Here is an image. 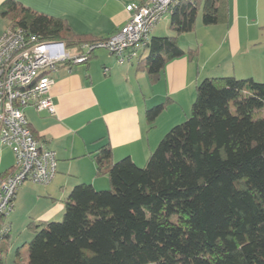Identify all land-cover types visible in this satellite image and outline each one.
<instances>
[{
    "label": "trees",
    "instance_id": "16d2710c",
    "mask_svg": "<svg viewBox=\"0 0 264 264\" xmlns=\"http://www.w3.org/2000/svg\"><path fill=\"white\" fill-rule=\"evenodd\" d=\"M200 10L203 24L222 23L228 0H175L174 34L152 36L137 61L152 83L169 61L197 55L178 36L194 30ZM2 15L69 47L98 40L16 0L4 1ZM170 103L167 98L146 110L151 128ZM93 156L108 187L77 183L64 199L61 221H32L26 264H264L263 81L202 79L190 115L166 132L143 166L130 156L114 160L109 143ZM9 238L3 216L0 264Z\"/></svg>",
    "mask_w": 264,
    "mask_h": 264
},
{
    "label": "crops",
    "instance_id": "0c3cea01",
    "mask_svg": "<svg viewBox=\"0 0 264 264\" xmlns=\"http://www.w3.org/2000/svg\"><path fill=\"white\" fill-rule=\"evenodd\" d=\"M4 1L0 0V17L6 23L0 25V35L11 26L2 15ZM16 1L37 13L65 19L77 35L102 39L128 22V4L149 0ZM239 8L238 0H228L227 19L219 24L205 25L197 18L194 30L178 36L179 44L184 49H197V55L169 61L156 83L137 68L144 50L121 62L108 50L98 49L86 63L58 67L51 89L55 113L26 109L27 116L33 112L28 119L36 138L54 149L58 160L56 176L39 193L47 199L38 201L47 204L34 217L36 221L53 220L60 213L63 204L56 197L59 191L68 194L80 182L96 186L103 180L107 184V176H97L93 156L104 143L111 145L114 160L130 156L138 165H145L166 132L190 115L196 86L205 77L238 76L240 67L248 70L242 76L264 82V44L260 41L264 29ZM159 23L151 37L167 35L158 33ZM166 27L171 30L170 20ZM167 98L171 103L151 128L146 110ZM14 165V153L0 142V176Z\"/></svg>",
    "mask_w": 264,
    "mask_h": 264
},
{
    "label": "built area",
    "instance_id": "2783aa9c",
    "mask_svg": "<svg viewBox=\"0 0 264 264\" xmlns=\"http://www.w3.org/2000/svg\"><path fill=\"white\" fill-rule=\"evenodd\" d=\"M175 0L130 3L128 22L107 38L75 47L59 39H43L20 26L0 35V142L15 155L12 172L0 176V219L15 207L17 191L26 181L48 185L57 174L54 149L38 140L27 108L54 114L51 89L61 65L86 63L98 49H106L123 62L145 50L153 28L170 14Z\"/></svg>",
    "mask_w": 264,
    "mask_h": 264
},
{
    "label": "rangeland",
    "instance_id": "374dc122",
    "mask_svg": "<svg viewBox=\"0 0 264 264\" xmlns=\"http://www.w3.org/2000/svg\"><path fill=\"white\" fill-rule=\"evenodd\" d=\"M240 5L241 14L247 15L251 18L250 21H258L259 26L264 29V0H238ZM258 14V17L254 18V15ZM169 14L164 16L159 23V32L158 33H169L172 34V31L167 28L166 25L169 22ZM254 18V19H253ZM202 22V10L198 14V23ZM6 21L0 17V25H3ZM261 30V29H260ZM259 30V31H260ZM156 33V30H155ZM261 43L264 44V35L261 34ZM244 71L248 72L246 68H238L237 78H246L242 76ZM245 72V73H246ZM35 114V113H34ZM33 116V112L28 113V118ZM15 156V155H14ZM16 161V160H15ZM104 177V176H102ZM108 181V177H104ZM100 180L96 183L97 189L107 188L109 183ZM47 185L34 183L31 181H26L21 185L17 191L16 195V206L5 216L6 223L10 226V238H9V251L7 252L5 258V264H26L28 261V246L29 242L34 236V233L29 228V224L34 221V217L37 213H40L41 209L44 208V204H47L45 201H38L39 199H47L43 195L39 194L45 190ZM69 193V192H68ZM57 198L61 199L63 204L62 209L58 215L55 216L53 220L61 221L63 219V213L65 210L64 199L67 194H62L60 191L56 194Z\"/></svg>",
    "mask_w": 264,
    "mask_h": 264
}]
</instances>
